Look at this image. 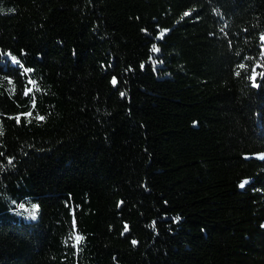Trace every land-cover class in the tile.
<instances>
[{"label": "trees", "instance_id": "trees-1", "mask_svg": "<svg viewBox=\"0 0 264 264\" xmlns=\"http://www.w3.org/2000/svg\"><path fill=\"white\" fill-rule=\"evenodd\" d=\"M262 36L264 0H0V264H264Z\"/></svg>", "mask_w": 264, "mask_h": 264}, {"label": "snow or ice", "instance_id": "snow-or-ice-1", "mask_svg": "<svg viewBox=\"0 0 264 264\" xmlns=\"http://www.w3.org/2000/svg\"><path fill=\"white\" fill-rule=\"evenodd\" d=\"M184 15L185 16H188V15H190V12H185ZM165 32H167V29L163 30L160 33V37H162ZM261 39L264 40V36H262ZM151 52L152 53H158L159 52V48L155 44H153L152 49H151ZM7 55L11 58V60H12L13 63H19V61L17 60V58L15 56L11 55V53H8ZM150 59H151V57H150ZM141 67H143V65ZM239 67L240 68H244L245 65L241 64ZM30 71H31V69H25V72H30ZM237 75H239V72H237ZM256 75L257 74L255 73V71H253L252 80H253V85L254 86H256L255 85V77H256ZM260 75H264V73H261ZM9 83H11V81H9ZM30 83L33 84L34 86L36 84L35 81H30ZM116 83H117V80H116L115 77H113L112 84L113 85H116ZM31 91H32V89L29 88V89L26 90V93L25 94L27 95ZM121 95H123V93ZM33 104H35V101H33ZM26 115H31V113H27ZM16 119H17V122L19 123L20 118L19 117H16ZM37 119L43 120L44 117H37ZM0 134H2V133H0ZM11 163H12V160L9 159V164H11ZM247 183H248V181L247 180H244V181H242L240 183L239 187L240 188H244ZM20 207L22 208L23 205H20ZM37 211H38V206L37 205H32V208H31V211L29 212V215L32 216L33 218H35L36 217V214H37ZM179 219H180V217H176L175 218L176 221H179ZM262 227H264V226H262ZM125 231H127V226H125ZM82 240H83V237H81L79 235H75L74 236V241H75L74 246L75 245H78ZM135 243H136V241H133V244H135Z\"/></svg>", "mask_w": 264, "mask_h": 264}]
</instances>
